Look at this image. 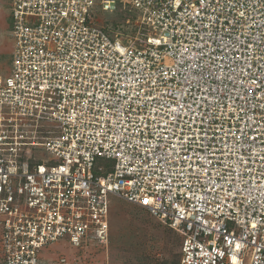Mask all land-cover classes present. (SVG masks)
Listing matches in <instances>:
<instances>
[{"label":"built area","instance_id":"1","mask_svg":"<svg viewBox=\"0 0 264 264\" xmlns=\"http://www.w3.org/2000/svg\"><path fill=\"white\" fill-rule=\"evenodd\" d=\"M11 4L0 264L108 249L112 196L180 235V264H264V0Z\"/></svg>","mask_w":264,"mask_h":264},{"label":"rangeland","instance_id":"2","mask_svg":"<svg viewBox=\"0 0 264 264\" xmlns=\"http://www.w3.org/2000/svg\"><path fill=\"white\" fill-rule=\"evenodd\" d=\"M12 0H0V77L11 75L14 37L12 33ZM132 14L123 12L111 16L117 20L121 31L133 35V21L126 23ZM128 16V17H126ZM109 246L100 248L97 244L84 250L60 242L44 251L46 263L52 264H172L181 255L182 237L157 219L139 208L111 197L109 211ZM44 264V263H42Z\"/></svg>","mask_w":264,"mask_h":264},{"label":"trees","instance_id":"3","mask_svg":"<svg viewBox=\"0 0 264 264\" xmlns=\"http://www.w3.org/2000/svg\"><path fill=\"white\" fill-rule=\"evenodd\" d=\"M135 208H137V207H135ZM180 261H181V255H180V257H178L177 260L173 261L172 264H180Z\"/></svg>","mask_w":264,"mask_h":264},{"label":"snow or ice","instance_id":"4","mask_svg":"<svg viewBox=\"0 0 264 264\" xmlns=\"http://www.w3.org/2000/svg\"><path fill=\"white\" fill-rule=\"evenodd\" d=\"M157 43H159V41H157ZM144 202H145V203H148V201H147V200H145Z\"/></svg>","mask_w":264,"mask_h":264}]
</instances>
